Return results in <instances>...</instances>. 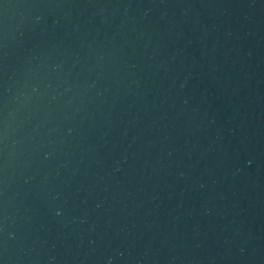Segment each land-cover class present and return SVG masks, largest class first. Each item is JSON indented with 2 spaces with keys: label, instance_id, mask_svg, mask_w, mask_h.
<instances>
[{
  "label": "water",
  "instance_id": "obj_1",
  "mask_svg": "<svg viewBox=\"0 0 264 264\" xmlns=\"http://www.w3.org/2000/svg\"><path fill=\"white\" fill-rule=\"evenodd\" d=\"M0 264H264V0H0Z\"/></svg>",
  "mask_w": 264,
  "mask_h": 264
}]
</instances>
